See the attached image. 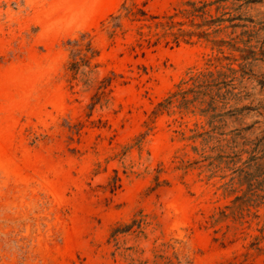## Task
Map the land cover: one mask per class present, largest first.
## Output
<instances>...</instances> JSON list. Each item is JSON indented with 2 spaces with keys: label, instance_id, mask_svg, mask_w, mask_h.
Returning a JSON list of instances; mask_svg holds the SVG:
<instances>
[{
  "label": "rangeland",
  "instance_id": "obj_1",
  "mask_svg": "<svg viewBox=\"0 0 264 264\" xmlns=\"http://www.w3.org/2000/svg\"><path fill=\"white\" fill-rule=\"evenodd\" d=\"M216 1L0 0V264H264V0ZM245 55L214 123L159 108Z\"/></svg>",
  "mask_w": 264,
  "mask_h": 264
},
{
  "label": "trees",
  "instance_id": "obj_2",
  "mask_svg": "<svg viewBox=\"0 0 264 264\" xmlns=\"http://www.w3.org/2000/svg\"><path fill=\"white\" fill-rule=\"evenodd\" d=\"M226 0H217L214 3L205 4L204 6L197 8L193 3L192 10L189 12L190 15H197L201 12L202 16L207 14L206 7L219 3ZM127 12L134 16L138 15V12H132L131 9L125 8ZM141 15H146L144 11H140ZM119 18V17H117ZM172 19V17H171ZM236 18H211V20H206L203 25H208L210 28L212 26H221L226 21H233ZM173 23L168 26L173 27ZM221 27L214 30V33L221 31ZM210 33H205L204 35L209 36ZM181 36V35H180ZM180 36H175V40H179ZM83 41V40H82ZM82 41L72 40L69 42L71 44L72 50L71 55L73 61L71 62V68L77 70L82 62L88 63L90 58L98 55V51L92 46L91 41H86L84 46V52L81 51L79 47L82 46ZM215 46L218 47L220 52H223L224 45L227 44L226 41H214ZM228 46L233 50L245 52V49L237 48L234 44L228 43ZM250 57L245 55L242 57L244 60L243 64L239 66V69L235 68L230 64L228 67H222L218 70H208L201 71L198 74L192 76L190 80L183 82L182 84H188L191 82V86L187 89H182V84L179 85V91L173 93L169 98L159 104V108L168 109L176 101L179 103V107L190 109H198L201 115L210 118V122L214 123L218 116H223L224 114H217L219 110H223L228 107L232 100L238 99L242 96L243 90H241V85L243 80L250 76L252 70L250 68V63L248 59ZM240 73V75H238ZM231 108L233 107L230 106ZM194 112V110H193ZM216 128V126L214 127Z\"/></svg>",
  "mask_w": 264,
  "mask_h": 264
}]
</instances>
